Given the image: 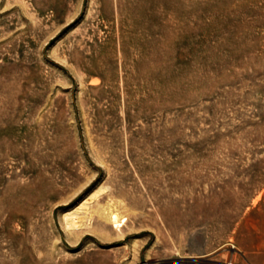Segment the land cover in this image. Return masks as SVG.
Masks as SVG:
<instances>
[{"label": "rangeland", "instance_id": "1", "mask_svg": "<svg viewBox=\"0 0 264 264\" xmlns=\"http://www.w3.org/2000/svg\"><path fill=\"white\" fill-rule=\"evenodd\" d=\"M0 264H264V0H0Z\"/></svg>", "mask_w": 264, "mask_h": 264}]
</instances>
